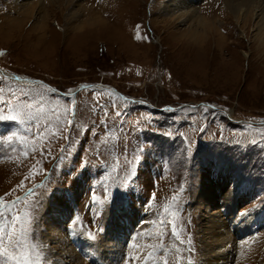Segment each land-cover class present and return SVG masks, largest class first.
<instances>
[{
  "label": "rangeland",
  "instance_id": "obj_1",
  "mask_svg": "<svg viewBox=\"0 0 264 264\" xmlns=\"http://www.w3.org/2000/svg\"><path fill=\"white\" fill-rule=\"evenodd\" d=\"M235 1L197 2L201 17L227 12L211 18L220 43L209 35L199 49L175 39L191 22L165 13L168 0H78L62 10L57 0H0V110L11 117L0 120V237L9 252L29 264H242L247 253L264 264V0ZM85 3L103 25H84V12L73 19ZM202 184L223 188L216 204L198 201ZM228 194L238 202L231 221L220 203ZM53 209L65 212L60 228L76 250L79 240L94 246L77 263L49 240ZM214 221L227 240L210 251ZM106 239L114 245L96 251ZM0 264L15 262L0 250Z\"/></svg>",
  "mask_w": 264,
  "mask_h": 264
},
{
  "label": "bare ground",
  "instance_id": "obj_2",
  "mask_svg": "<svg viewBox=\"0 0 264 264\" xmlns=\"http://www.w3.org/2000/svg\"><path fill=\"white\" fill-rule=\"evenodd\" d=\"M59 3H60V7L59 8H61V4H62V6L63 5H65V3H67L68 4V6L69 5H71V4H73V3H76L75 2V0H57ZM120 1V0H119ZM128 1V0H127ZM168 1H170V3H168L167 5H165L164 7H163V10L165 11V13H167V14H169V15H172V14H175L176 12H180V15L178 16V17H180V18H183L184 20L183 21H190L191 22V25H189V27H188V29H187V31H184V33H182L180 36H178V34L176 35V38L175 39H177L178 41H180L181 42V44L182 45H188V46H196L197 48H199V49H201V48H204V46L207 44V38H209V35H215L216 37H214V38H216L214 41H216L218 44L220 43V41L222 40L221 39V37H219V35L217 36V34H218V31H219V28L212 22V16H214L216 19H219V20H224V18H226L225 17V15H226V11L224 10V8L222 9L221 8V10L219 9L218 11H216L215 12V10H214V12L215 13H211V14H214V15H208V16H206L205 17V15L203 16V17H201V16H199L198 14L200 13V11L198 10L197 11V9H195V7L194 6H196V4H198L197 2L199 1V0H168ZM235 1V0H234ZM251 1H255V0H251ZM48 2H50V1H48ZM52 2V1H51ZM50 2V3H51ZM122 2V1H121ZM224 2H225V0H224ZM232 2V1H231ZM236 2V1H235ZM260 2V1H259ZM262 2V4H263V0L261 1ZM261 2H260V4H261ZM64 3V4H63ZM132 3V2H131ZM209 3V2H208ZM211 3V2H210ZM209 3V4H210ZM216 3V2H215ZM228 3H230L229 2V0H228ZM239 3V2H238ZM248 4H249V6H250V1L248 0V2H247ZM246 3V4H247ZM53 4H55V3H53ZM86 4V3H85ZM85 4H83V5H77V8L78 9H76L75 11H74V13H73V19H75L76 18V15H78V17L80 16L79 14L81 13L82 14V12H84V15H85V20H84V25H87V27H96V26H101V25H103V21H102V19H101V17L100 16H95V14L96 13H94V9H96L97 8V6H96V4H94V3H92L91 5H88L87 6V4L85 5ZM126 4V3H125ZM128 4V3H127ZM213 4V3H212ZM226 3H224V5H225ZM231 4V3H230ZM233 4H234V2H233ZM231 5V7L233 8V11H234V8L237 10V8L239 7V4H235V5ZM245 3H244V5H246ZM251 4H252V2H251ZM254 4H256V3H254ZM47 5V4H46ZM50 5V4H49ZM48 5V6H49ZM207 5V4H206ZM214 5V4H213ZM223 5V6H224ZM228 5V4H227ZM227 5H226V7H227ZM253 5V4H252ZM15 6V5H14ZM16 6H18V4H16ZM31 6V5H30ZM53 6V5H52ZM67 6V7H68ZM100 6V5H99ZM101 6H103V5H101ZM128 6V5H127ZM139 6V5H138ZM137 6V7H138ZM208 6V5H207ZM210 6V5H209ZM208 6V7H209ZM212 6V5H211ZM229 6V5H228ZM254 6V5H253ZM252 6V7H253ZM12 8H14L13 6H11ZM19 7H21V6H19ZM27 7V6H26ZM29 7V6H28ZM54 7V6H53ZM76 7V6H75ZM119 7V6H118ZM136 7V8H137ZM225 7V8H226ZM230 7V6H229ZM248 7V6H247ZM255 7V6H254ZM256 7H257V5H256ZM261 7V6H260ZM259 6H258V9L260 8ZM69 8V7H68ZM120 8V7H119ZM136 8H134L133 7V14L135 13V9ZM205 8V7H204ZM242 8V7H241ZM240 8V9H241ZM15 9V8H14ZM50 9V8H49ZM64 9V8H63ZM75 9V8H74ZM121 9V8H120ZM123 9V8H122ZM139 8H137V10H138ZM201 9H203V8H201ZM211 9V11H212V8H210ZM47 10V9H46ZM61 10H62V8H61ZM71 10V9H70ZM228 10H230V9H228ZM30 11V7L29 8H27L26 9V11H25V15L26 14H28V12ZM42 11V10H41ZM49 11H51V10H49ZM106 11V10H105ZM129 11V10H128ZM128 11H127V13H128ZM202 11V10H201ZM204 11V10H203ZM202 11V12H203ZM53 12V11H52ZM59 12V11H58ZM103 12V11H102ZM207 12V11H206ZM208 12H210L209 10H208ZM49 13V12H48ZM68 13V12H67ZM104 13V12H103ZM102 13V14H103ZM155 13V12H154ZM261 13H262V11H261ZM98 14V13H97ZM132 14V13H131ZM130 14V15H131ZM206 14V13H205ZM23 16V15H22ZM47 17L49 16V14L48 15H46ZM134 16H135V14H134ZM8 17V16H7ZM7 17H4L5 19L7 18ZM47 17H46V19H47ZM263 17V16H262ZM131 18H132V16H131ZM10 19V18H9ZM134 20H135V17H134ZM133 20V22H135ZM215 20V19H214ZM7 21V20H6ZM10 21V20H9ZM11 21H13V20H11ZM11 21H10V23H11ZM15 21V20H14ZM129 21V20H128ZM261 22V21H260ZM6 23V22H5ZM8 24V23H6V25H5V27H7V29L6 30H10L11 29V26L12 25H14V24ZM14 23V22H13ZM71 23V22H70ZM79 23V22H78ZM46 25V24H45ZM45 25H44V27H45ZM66 25V24H65ZM73 25H75V24H73ZM42 25H40L38 28H42L41 27ZM105 26V25H104ZM261 26H262V28H264V22L261 24ZM77 27V26H76ZM85 27V26H84ZM35 28V27H34ZM69 28V30L71 29L70 27H68ZM60 29H62V28H60ZM64 30V29H63ZM66 30V29H65ZM64 30V31H65ZM111 30V29H110ZM38 31H39V29H38ZM42 31V30H41ZM77 31V30H76ZM112 31V30H111ZM66 32V31H65ZM64 32V33H65ZM69 32V31H68ZM70 32H71V30H70ZM42 33V32H41ZM113 33V32H112ZM114 35V34H113ZM41 36V35H40ZM175 36V35H174ZM42 39V38H41ZM40 40V39H39ZM204 40H206V41H204ZM43 41V40H42ZM41 41V42H42ZM177 41V42H178ZM211 41V40H210ZM206 42V43H205ZM39 44V43H38ZM37 44V45H38ZM42 44V43H41ZM40 44V45H41ZM262 46H264V45H262ZM215 48H217V47H215ZM198 49V50H199ZM197 50V51H198ZM218 50V49H217ZM198 53V52H197ZM14 79V78H13ZM15 80H22L20 83H24V80L23 79H20V78H17V79H15ZM0 172H2V171H0ZM7 174V173H6ZM1 175V174H0ZM4 176H6V175H4ZM3 177V176H2ZM1 179V178H0ZM1 181V180H0ZM3 181V180H2ZM1 181V182H2ZM6 181V180H5ZM4 181V182H5ZM3 183V182H2ZM217 185H219V184H217ZM220 189H223V188H218V189H214V187H213V185H210V186H206V187H203V184H202V186H201V190H200V193H199V197H198V201L200 200L201 202H204V203H206V202H209V203H212V204H216V200H218V197H217V194H216V191L217 190H220ZM224 200V199H223ZM220 203H222V206H223V212L227 215V216H229V220L231 221V219H230V217H234V215H235V207H236V205H237V199L235 198V197H230V195L228 194V196L226 197V199L224 200V202H220ZM47 209V208H46ZM63 209V208H62ZM197 209V208H196ZM50 212V214L52 215V214H54V216L52 217V219H54V220H56L55 218H57V220L58 221H56L55 222V224L53 225H51L50 226V228H49V230H51V233H54L53 234V236L54 237H52V238H50L49 240H52V241H55L56 242V247H57V249H58V251L60 252V254L58 255V256H60L59 258H62V259H66V258H69V262H72V263H77V261H79V259L81 258L80 256H83L84 254H85V249H92L93 250V248H94V246L93 245H91V240H89L90 242H88L87 240H82V241H80L79 240V242H80V246H81V250L79 251V250H76V248H75V246H72V244L70 243V239H69V237L71 236L70 234H67V232H66V230H64V229H61L60 227H62V221L63 220H65V212L63 211V213H59L58 212V210H50L49 211ZM56 216H59V217H56ZM72 216V215H71ZM67 217V216H66ZM128 219V218H127ZM135 220V219H134ZM220 220V219H219ZM128 221L130 222V225H132V220H131V218L130 219H128ZM61 222V223H60ZM250 222V220L248 221V220H246V222H245V224L244 225H242V227H240L241 229H240V231L242 232V233H245V232H247L250 228H251V226H252V224H251V222ZM218 223V224H217ZM221 222H217V221H214L213 222V225H211V227L208 229V239H210L211 240V242H209V243H207V245H205V247L207 248V250H212V251H214V250H216V246H217V244L219 243V242H221L222 240H227V237H223V238H221V239H219V232H222L223 230H221V226H224V224L222 223V225L220 224ZM249 223V224H248ZM60 224H61V226H60ZM135 224V223H134ZM248 224V225H247ZM48 225V224H47ZM113 226H115V225H113ZM58 229V230H57ZM121 229H123V228H121ZM126 229V228H125ZM57 232H58V234H57ZM105 232H107V229H105ZM57 234V235H56ZM205 235V234H204ZM77 239V238H76ZM249 239H251V238H249ZM110 241V240H109ZM216 242H218V243H216ZM92 243H93V241H92ZM102 243V242H101ZM100 243V244H101ZM114 245V243H109L108 244V239H106L105 241H104V243H102L100 246L98 245L97 247H96V251H98L99 252V249L101 250L102 249V251H101V253H103V250H105V251H107V246L109 247V246H113ZM78 246V245H77ZM79 251V252H78ZM222 251V250H221ZM95 252V251H94ZM97 254V253H96ZM100 254V253H99ZM248 255L245 257V256H243L242 258H241V263L242 264H254V262H255V253H247ZM54 256V255H53ZM228 256V255H227ZM229 257H227L226 259H228ZM61 259V260H62ZM57 260V259H56ZM60 260V261H61ZM66 260H68V259H66ZM226 261V260H225ZM225 261H221V260H216V262H217V264H227V263H225ZM59 262V261H58ZM240 264V263H239Z\"/></svg>",
  "mask_w": 264,
  "mask_h": 264
},
{
  "label": "snow or ice",
  "instance_id": "obj_3",
  "mask_svg": "<svg viewBox=\"0 0 264 264\" xmlns=\"http://www.w3.org/2000/svg\"><path fill=\"white\" fill-rule=\"evenodd\" d=\"M53 91H55V89H53ZM10 118L11 117H9V116L3 115L2 114V110H0V120H6V119H10ZM21 118H23V117H21ZM27 118L34 120L36 117L34 115H32V114H28ZM31 194H32V190H30L29 193H27V195H31ZM16 219H20V218L17 217ZM23 223H24V221H21L22 225H23ZM21 232L23 233V227L21 229ZM173 234L177 235L175 228L173 229ZM177 238H179L178 235H177ZM8 239H9V242H11L13 237L9 236ZM3 243H4V238L0 237V250L3 251L4 255L8 256L11 260H13L15 262V264H29V258L28 257H26V256H19V257L16 256L14 253L9 252L8 247H4ZM17 243H19V241H17ZM133 247H135V245H133ZM161 247H163V246H161ZM40 258L41 257L38 254L37 255V260H40Z\"/></svg>",
  "mask_w": 264,
  "mask_h": 264
}]
</instances>
